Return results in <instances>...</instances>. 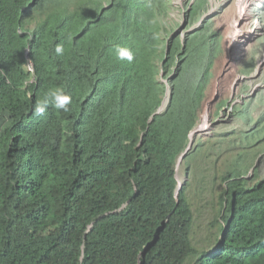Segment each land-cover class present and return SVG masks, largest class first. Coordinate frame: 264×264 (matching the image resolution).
<instances>
[{"label":"trees","instance_id":"trees-1","mask_svg":"<svg viewBox=\"0 0 264 264\" xmlns=\"http://www.w3.org/2000/svg\"><path fill=\"white\" fill-rule=\"evenodd\" d=\"M172 10L0 0V264H264V176L258 166L249 176L264 111L241 140L197 134L178 165L226 49L210 18L183 50ZM57 88L71 94L68 111L48 96ZM234 111L253 120L247 104Z\"/></svg>","mask_w":264,"mask_h":264},{"label":"rangeland","instance_id":"rangeland-1","mask_svg":"<svg viewBox=\"0 0 264 264\" xmlns=\"http://www.w3.org/2000/svg\"><path fill=\"white\" fill-rule=\"evenodd\" d=\"M261 4L263 5L264 2H261ZM203 6L208 8L206 10L208 13H213L214 11H217L218 14L220 13L217 17H214V22L215 24L217 23L218 26L222 27L220 30L225 41L224 47L225 49L227 47V50L226 56L220 59L215 68V75L213 77V84L210 91V99H213L214 95L219 91L218 94H220L222 102L220 100L221 103L220 108L218 109V114H216L214 119L210 116L211 119L208 120L205 118V116L208 115V112L204 110L205 113H202L201 119L196 127H198L199 130H204L201 132L203 134L209 135L212 133H219L220 136H222L226 133H231V140H241L245 138L243 133L252 131L254 127H256V124L254 125L255 122L247 123L242 118L234 116L233 108L235 106H239V103L242 104L244 102H250V105L253 107L252 115L254 119L261 114L264 110V102H261V99L264 98V90L257 91V89L264 85V68L258 78L255 77L242 82L235 91L234 96H232L233 87L239 75L256 73L255 69L259 65L260 60L264 57V25L260 21L256 26L253 23L251 25H247L245 24L244 19L240 20L238 27L246 32V34L242 37V33L235 27V24L239 21L240 16L239 12L237 14V9L233 1L210 0V3L207 1V5L205 3ZM201 17L202 13L194 15V22H197ZM246 20H248V17H246ZM251 30H254V32L249 33ZM178 41L181 42V38H178ZM231 43L235 48H238L236 45L243 48V50L239 52L236 51L239 49H236L234 55L231 56V60L239 57V61L229 60L228 47H230ZM206 126H208V128H206ZM258 129H261V125H259ZM258 133L259 135L257 139L264 136V133ZM223 145L224 147H227L228 142H224ZM252 157L254 162L249 172V176L252 175L253 171H255L253 168L254 166H258L260 172L262 173L261 176H264V142H262V145L260 144L259 147L253 148ZM180 181L183 183L182 179H180ZM206 195L212 197L210 192ZM198 205H200V203ZM202 211L203 212H200L201 214H199L202 220L199 225L202 226L197 227L199 237L203 227L208 223L209 219V215L207 213L209 208L206 209V207H204Z\"/></svg>","mask_w":264,"mask_h":264},{"label":"clouds","instance_id":"clouds-1","mask_svg":"<svg viewBox=\"0 0 264 264\" xmlns=\"http://www.w3.org/2000/svg\"><path fill=\"white\" fill-rule=\"evenodd\" d=\"M200 1H204V0H200ZM207 1L210 3V0H206V1H204L206 3V5H207ZM230 1L234 2L236 9H237V14L239 12V16H240L239 21H237L235 24L236 28H239L238 25L240 23V20H243V19L245 20V24H247V25H251L253 23L256 26L259 24V21L262 22V24L264 25V4L263 5L261 4V2H264V0H246L247 4L245 5V10L242 8V1L243 0H230ZM195 2H196V0H176V3H175V0H172L173 10L171 12V16H173V19L175 21H178V24H177L176 29L171 33V35L173 37L178 35L179 36L178 38H181L180 43L182 45L183 50L186 49L187 40H188V37L190 35H192L197 29H199L202 25H204L207 20H209L210 18H214L215 16L217 17L220 14V13L218 14L217 11H214L213 13H208V11H206L208 8L205 7L202 11H199V13H202V17L197 22H194V19L193 20L189 19V15L191 12V6L194 5ZM246 17H248V20H246ZM219 28L222 29V27H219ZM239 29L241 30V28H239ZM249 32L252 33V32H254V30H251ZM223 41H224V39H223ZM224 44H225V41H224ZM233 46L234 45L231 44L230 47H228V53H229V58H230L229 60L230 61H235V60L239 61V57H237L236 59L233 58L231 60V58H232L231 53L234 52L236 49H239V50H236L239 52V51L243 50V48L236 45L238 48L234 49ZM224 49H225V47H224ZM226 50H227V47H226ZM63 52H64V48L62 46L58 45L56 47V54L62 55ZM168 52H169V45H167V53ZM117 55L120 59H127L128 61L133 60V53L131 52V50H129L127 48L118 47L117 48ZM224 56H226V52L224 53ZM28 59H30V58L28 57ZM32 65L33 64H32V61L30 59L29 60V70H31L30 68H32ZM263 68H264V57L260 60L259 65L255 69V72H256L255 74L239 75V77L237 78V81L233 87L232 96H234L235 91L237 90V88L239 87V85L242 82L246 81L247 79H252L255 77L258 78L261 75ZM174 75H175L174 73H171L169 75V77L174 78ZM164 81L167 82L166 79H164ZM261 90H264V85L260 86L257 89V91H261ZM217 91H218V89H217ZM218 92L214 95L213 99H211L209 101V103H207L205 111L208 112V120L211 119V117H212L211 115H209L210 107H211L210 104L211 103L213 104L214 102H216L220 99V94H218ZM48 96L51 97V101L53 103V106L56 109H63L64 111L69 110L68 105L70 104V102L72 100L71 94L66 93L63 89L57 88V89L51 90L48 93ZM166 98L167 97H165L163 104L159 108V110H158L159 112L163 109L164 104L166 103ZM261 102H264V98L261 99ZM48 103H49V101L47 99L42 101V102H38L36 105V109H35L36 114L42 115L45 112V109H46ZM245 104H247L249 109L251 111H253V107L250 105V102H244L242 104L239 103L238 105H245ZM236 107L237 106H235L233 108V112H235L234 110ZM158 111L156 113H158ZM205 111H204V113H205ZM260 116H261V114L256 119H254V117H253V120L250 123L255 122L254 125L256 124L255 126L257 127L259 125L257 123V120H259ZM212 118L214 119V117H212ZM202 123H203V121H202ZM214 123H215V121H214ZM207 124H208V121H207ZM196 126L190 131V134L193 130L197 129ZM206 128H208V126H206ZM197 131L198 132L193 135V140L197 134H203L201 132H203L204 130H197ZM190 134H189V141H190ZM192 145H193V142H192ZM179 164L180 163L178 162V165ZM255 167L256 166H254L253 168H255ZM178 181H179V179H178Z\"/></svg>","mask_w":264,"mask_h":264},{"label":"water","instance_id":"water-1","mask_svg":"<svg viewBox=\"0 0 264 264\" xmlns=\"http://www.w3.org/2000/svg\"><path fill=\"white\" fill-rule=\"evenodd\" d=\"M30 60V59H29ZM159 112V111H158ZM198 131H197V129H195V130H193L192 132H191V134H190V141H189V144H188V146H187V148L183 151V153L180 155V158H179V163H180V161L183 159V157L188 153V151L191 149V147H192V140H193V135L195 134V133H197ZM181 187H182V182L180 181V179H179V182H178V187H177V189H176V194H178V192H179V190L181 189ZM157 238H158V235H156V237L154 238V240H153V243L157 240ZM146 250H147V248H145V250L142 252V254H144L145 252H146Z\"/></svg>","mask_w":264,"mask_h":264},{"label":"bare ground","instance_id":"bare-ground-1","mask_svg":"<svg viewBox=\"0 0 264 264\" xmlns=\"http://www.w3.org/2000/svg\"><path fill=\"white\" fill-rule=\"evenodd\" d=\"M246 4H247L246 0H243V1H242V8H243L244 10H245V5H246ZM238 30H239V32L242 33V37L246 34V32H244L243 30H240L239 28H238ZM249 33H250V32H249ZM230 39H231V38H230ZM232 43H233V42H232ZM232 43H231V44H232ZM234 49H236V48L234 47ZM234 52H235V51H234ZM234 52L231 53V56L234 55ZM206 112H207V111H206ZM205 118L208 119V115L205 116ZM203 125H204V124H203ZM197 130H199L198 127H197Z\"/></svg>","mask_w":264,"mask_h":264}]
</instances>
